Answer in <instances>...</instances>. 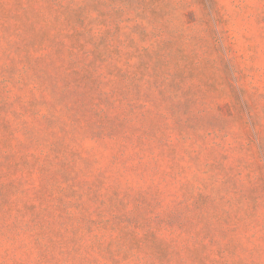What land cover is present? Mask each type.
Wrapping results in <instances>:
<instances>
[{
  "label": "rangeland",
  "instance_id": "1",
  "mask_svg": "<svg viewBox=\"0 0 264 264\" xmlns=\"http://www.w3.org/2000/svg\"><path fill=\"white\" fill-rule=\"evenodd\" d=\"M0 264H264V0H0Z\"/></svg>",
  "mask_w": 264,
  "mask_h": 264
}]
</instances>
